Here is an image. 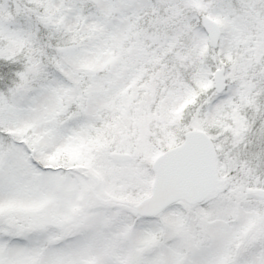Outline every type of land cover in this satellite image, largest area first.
Returning <instances> with one entry per match:
<instances>
[{
	"label": "snow or ice",
	"instance_id": "6c2138e0",
	"mask_svg": "<svg viewBox=\"0 0 264 264\" xmlns=\"http://www.w3.org/2000/svg\"><path fill=\"white\" fill-rule=\"evenodd\" d=\"M0 264H264V0H0Z\"/></svg>",
	"mask_w": 264,
	"mask_h": 264
}]
</instances>
